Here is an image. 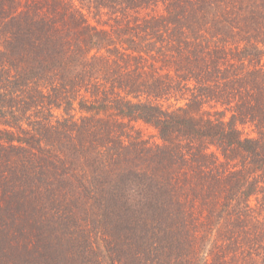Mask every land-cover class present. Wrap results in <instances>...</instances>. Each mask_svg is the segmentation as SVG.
Segmentation results:
<instances>
[{"label":"trees","instance_id":"1","mask_svg":"<svg viewBox=\"0 0 264 264\" xmlns=\"http://www.w3.org/2000/svg\"><path fill=\"white\" fill-rule=\"evenodd\" d=\"M10 1L0 0V104L11 116L0 123L9 128L0 130L4 141L0 148L5 143L24 154L12 159L0 155V162L15 161L10 173L29 185L28 192L20 193L30 208L24 212L30 235L41 234L36 226L52 218L63 236H78L73 215L55 202L69 191L57 195L61 188H49L42 177L57 171L60 164L73 163L74 153L80 155L85 143L94 155L87 160L95 162L103 176L114 179L109 190H98L106 183L89 179L80 184L86 192L82 206L100 212L105 225L112 221L111 215L117 217L113 221H122L125 199L117 193L132 184L143 194L135 211L149 216L150 227L157 232L156 253L162 252L163 244L169 250L171 242L182 243L175 234L188 225L192 240L199 244L204 232L210 238L211 223L217 222L227 233L222 240H211L208 257L193 250L200 264H233L228 250L235 264H264V55L252 38L230 43L239 31L226 26L230 22L213 18L224 0H201L196 5L187 0L188 9L199 8L202 18L198 19L186 18L184 5L171 0L167 18L145 22L162 41L160 54L169 64L168 83L155 86L138 83L133 71L122 75V80H109L99 62H112L113 48L114 56L137 60L131 54L136 53L134 41L127 36L116 43L111 31L76 18L83 9L73 1L67 12L74 18L66 16L65 3L60 18L46 16L39 8L43 4L51 8L50 0L31 3L40 10L36 18H18V9L5 7ZM139 1L93 0L92 5L117 11ZM244 19L254 29V18ZM153 23L160 24L159 30ZM76 104L93 117L75 119L70 111ZM54 109L64 111L62 119L54 120ZM34 110L32 124L28 111ZM134 122L155 128L162 144L151 146L134 129ZM243 126H250L253 135L244 136ZM83 134L90 139L83 141ZM63 145L68 152L62 156ZM174 168L184 177L188 171L193 179L170 176ZM183 179L189 183L187 203L197 210L190 216L180 212L177 200L181 183L177 181ZM78 184L69 181L72 191L80 189ZM48 192L52 203L47 211L41 206ZM226 211L228 215L223 214ZM225 241L229 242L225 245Z\"/></svg>","mask_w":264,"mask_h":264},{"label":"rangeland","instance_id":"2","mask_svg":"<svg viewBox=\"0 0 264 264\" xmlns=\"http://www.w3.org/2000/svg\"><path fill=\"white\" fill-rule=\"evenodd\" d=\"M33 1L11 0L5 4V7L18 9L20 14L18 18H36L37 14H34L38 9L31 5ZM47 1L49 2V0ZM71 1L78 8L83 9V14L75 16L76 18H84L91 25L101 30L111 31L113 39H116V43L119 39L127 40L125 39L127 36L129 41H134L131 45L132 47L134 46L136 53H129L133 57H137V60L130 61L129 59H124L121 54L114 56L116 50L113 48L110 51L113 61L109 63H107L108 61L99 62V66L105 65L106 71L104 74H108L109 80H122V75L124 77L125 74L133 71V77L138 83L150 86L168 83L167 76L165 75L169 72V64L164 56L160 54V51L164 52L163 43L155 36L153 29H148L145 22L158 18H161L162 22V18H167L166 7L171 0H140L134 5L118 8L117 11L94 8L95 5H92L93 0H50V3L54 7L50 5L51 8H48L43 4V7L39 9L43 10V13L49 18H60L59 13L65 3L64 10L66 11V16L74 18L67 12L69 2ZM192 1L195 2L193 5L201 3V0ZM43 2L41 0V3ZM177 3L184 5L183 7L186 8L183 11L186 18H202L199 16V8H197L198 10L187 8V0H179ZM0 10H2L1 6ZM215 12L216 15L213 18H222L223 23L225 21L227 23L230 22L226 26L229 25L233 30L237 29L235 31H239V35L233 36L236 40H232L231 44L239 42L241 38L249 37L252 38L254 44L258 46V49L264 55V0H224L223 5ZM244 18H254L251 21L254 23V29L250 27L251 24ZM159 25L158 23H153L151 26H155L156 30H159ZM120 30H122V33H120ZM160 36L162 38V35ZM167 49L170 50L169 47ZM262 64H264V57ZM28 110H32L31 107ZM63 112V110L54 109V120L62 119ZM7 113L8 109L3 108L0 104V123L4 119L11 118ZM28 113H30V123L34 124L36 121L35 110L28 111ZM70 115L75 116V119L93 117L92 114L82 112L77 104L70 111ZM133 126L139 135L151 146L162 144L158 132L152 126L142 122H134ZM243 127L241 128L244 136L253 135L250 126ZM5 129L9 128L0 124V130L5 131ZM27 131L28 128L26 126L24 132ZM31 131L34 132L33 127ZM18 132L20 131L18 130ZM81 138L83 141L90 139L85 134ZM0 142L4 141L0 140ZM84 145L85 147L80 149V155L74 153L73 163L65 162L62 165L60 164L57 171H52L51 173L48 171V175L42 177L49 188L54 189L58 186L61 188L56 193L57 195L65 194L61 193V190L69 191L70 195H66V197L64 195V199L57 196L55 202L73 215L72 218L79 232L78 236L77 233H66L67 236L66 234L63 236L60 227L52 218L50 222L45 220L41 222L42 224H39V227L36 226V231H42L41 234L35 237L30 235V228L24 221V212L30 208L29 206L25 207L26 202L20 193L21 190L28 192L26 185H29L21 177L12 176L10 173V170L15 166V161L10 162V159L24 154V152L20 148L16 150L10 149L5 143L3 150L0 148V155L10 158L0 162V264H200L201 261L199 262L193 250H200V252L198 251L200 256L208 257L211 251V240L216 239V237H220L222 240V237H225L227 233L226 228H218L217 222H212L213 228L209 229L210 238L207 239V233L204 232L199 244L196 245L195 241L192 240V233H189L192 228L188 225L182 228L179 234H175L182 243L175 245L171 242L170 245L172 247L169 250L164 248L163 244L162 252L156 253L155 251L160 246V244L157 245L159 242L155 239L157 238V232L154 228L150 227L151 221L149 216L136 212L137 209L134 208V205L141 201L143 194L139 188L132 184H127L123 188V191L121 190L117 193L125 199V206L121 210L122 221H113L117 217L111 215L109 219L112 221H108L105 225L103 223L105 219L100 212L91 208L88 211L82 206V203L86 202V192L81 189L80 184L88 183L86 179H89L95 181V183H106V186L98 185V190H109L111 187L109 182L114 179L103 176L94 167L95 162L87 160L94 157V155L87 149L89 148L88 144L84 143ZM60 148L61 155H66L68 149H65L64 145ZM25 154L29 155V153ZM77 157H79V160ZM17 168H22V165L17 166ZM63 168L68 170V172L66 173ZM181 173L174 168L170 176L175 178L182 177L188 181L193 179L188 171L183 172L185 177L181 176ZM184 179L177 181L181 182L178 183L179 186L176 188L178 191L177 200L180 202V212H186L190 216L191 211L196 212L197 210L187 203L186 198H188V195L185 192L189 187V183L184 182ZM69 181H79L78 186L80 189L77 192L72 191ZM152 190L154 193H157V189ZM50 194L52 196V193ZM51 196H49V192L47 196H42V198H46L41 206L42 209L48 211L51 208ZM252 202L255 204L254 199ZM19 203H21V206ZM127 206L130 208L127 209ZM223 214L228 215V211L223 212ZM156 217L157 214L151 216L153 219ZM43 223L47 224V226H44ZM67 240L71 244H66ZM56 241L59 242L57 243ZM228 242L225 241V245ZM190 245L193 247L191 248ZM231 252V250H228L226 254L234 262L233 264H235L234 254Z\"/></svg>","mask_w":264,"mask_h":264}]
</instances>
